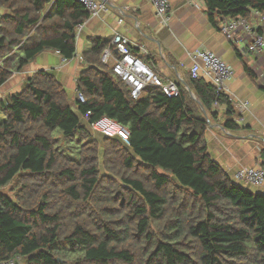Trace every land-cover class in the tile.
Masks as SVG:
<instances>
[{"label": "trees", "instance_id": "trees-1", "mask_svg": "<svg viewBox=\"0 0 264 264\" xmlns=\"http://www.w3.org/2000/svg\"><path fill=\"white\" fill-rule=\"evenodd\" d=\"M205 2L214 22L264 13V0ZM0 12V87L45 51L75 58L90 16L78 0H0ZM109 44L95 37L83 54L85 103L46 69L0 102V188L14 192L0 189V263L264 264V193L209 151L221 112L224 128L239 126L229 95L189 71L178 96L149 85L135 99L101 60ZM102 117L127 126L131 144L94 131Z\"/></svg>", "mask_w": 264, "mask_h": 264}, {"label": "crops", "instance_id": "crops-1", "mask_svg": "<svg viewBox=\"0 0 264 264\" xmlns=\"http://www.w3.org/2000/svg\"><path fill=\"white\" fill-rule=\"evenodd\" d=\"M170 1L173 17L168 26H163L150 0H109L107 10L85 22L78 35L75 58L65 59L54 50L41 53L0 87V102L22 91L27 77L40 69L55 73L70 96L76 97L77 78L85 67L78 55L83 56L92 48L93 38L102 37L111 42L117 31L130 38L132 51L164 80L178 75L182 78L193 65L190 52L203 48L223 57L234 67L235 75L228 83V95L250 104L249 110L239 115L236 129L223 127V112L218 120L212 121L207 132L209 151L233 179L239 168L264 165V50H248V44L254 39L247 31L240 30L238 40L224 34L219 14L215 15V22L212 21L205 0ZM248 18L257 29L264 27V21L255 18L254 12ZM245 65L254 71L255 79L248 75ZM225 108L222 106L221 110ZM239 183L264 193V184ZM13 264L25 262L19 258Z\"/></svg>", "mask_w": 264, "mask_h": 264}, {"label": "built area", "instance_id": "built-area-1", "mask_svg": "<svg viewBox=\"0 0 264 264\" xmlns=\"http://www.w3.org/2000/svg\"><path fill=\"white\" fill-rule=\"evenodd\" d=\"M82 2L88 12L89 18L94 17L107 10L109 0H78ZM155 8L157 17L163 26H168L173 17L172 4L170 0H150ZM255 18L264 21V13L254 10ZM2 14L0 12V23ZM88 18V19H89ZM87 19V20H88ZM84 23L78 25V35L82 31ZM220 28L232 40H238L240 30L252 34L254 41L248 44L249 51L264 50V34L257 30V26L244 16H221ZM80 60H84L82 55H78ZM193 65L190 69L194 78L205 79L212 82L218 91L230 93L228 83L234 77V67L223 57L215 54L210 50L198 48L190 52ZM102 62L110 64L113 71L121 77L131 88V95L138 99L143 90L149 86L162 87L164 92L170 96H178L180 87L176 78L181 79L178 75L174 79L164 80L155 70H153L141 57L136 55L131 48V40L127 35L121 32H115L110 44L104 49ZM1 64V61H0ZM77 99L81 103L86 102L85 95L77 91ZM232 106L238 114L249 110L250 104L246 100L229 96ZM91 112L88 113L90 115ZM92 128L110 137L120 136L128 145L130 142V129L120 124L118 121L108 117H102L92 122ZM234 179L238 182L261 186L264 184V165L259 164L253 167H242L234 173ZM19 259V258H18ZM17 261V260H16ZM16 261L2 262L0 264H13Z\"/></svg>", "mask_w": 264, "mask_h": 264}, {"label": "rangeland", "instance_id": "rangeland-1", "mask_svg": "<svg viewBox=\"0 0 264 264\" xmlns=\"http://www.w3.org/2000/svg\"><path fill=\"white\" fill-rule=\"evenodd\" d=\"M76 98V97H75ZM74 98V102H76V99ZM5 120V115L4 113L0 110V123H2L3 121ZM59 133L61 134V132L59 131ZM58 131L56 132V135L59 134ZM1 191L9 194V195H12L14 196V192L11 190L10 186L7 185V186H4L2 188H0Z\"/></svg>", "mask_w": 264, "mask_h": 264}, {"label": "water", "instance_id": "water-1", "mask_svg": "<svg viewBox=\"0 0 264 264\" xmlns=\"http://www.w3.org/2000/svg\"><path fill=\"white\" fill-rule=\"evenodd\" d=\"M190 90V88H188ZM191 91V90H190ZM192 95L195 97V94L192 92ZM73 109H76V107H73Z\"/></svg>", "mask_w": 264, "mask_h": 264}]
</instances>
